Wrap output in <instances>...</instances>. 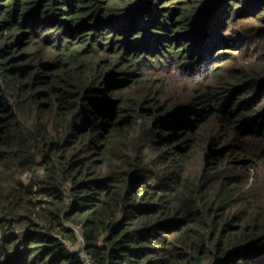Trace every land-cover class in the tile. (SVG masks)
Masks as SVG:
<instances>
[{
    "label": "trees",
    "instance_id": "obj_1",
    "mask_svg": "<svg viewBox=\"0 0 264 264\" xmlns=\"http://www.w3.org/2000/svg\"><path fill=\"white\" fill-rule=\"evenodd\" d=\"M0 211V264H264V0H0Z\"/></svg>",
    "mask_w": 264,
    "mask_h": 264
},
{
    "label": "rangeland",
    "instance_id": "obj_2",
    "mask_svg": "<svg viewBox=\"0 0 264 264\" xmlns=\"http://www.w3.org/2000/svg\"><path fill=\"white\" fill-rule=\"evenodd\" d=\"M25 179L28 181L29 175L24 176ZM16 217V218H14ZM6 220H9L5 222ZM36 222L39 225V231H49L48 225L42 219L38 218L35 215H30V213H25L23 211L5 215L3 212L0 211V238L3 237L4 234H14L16 233V228L21 231H27L31 222ZM39 222H43V225H40ZM80 238L81 235L79 234ZM79 244V243H78ZM69 243L71 248L79 247L81 244Z\"/></svg>",
    "mask_w": 264,
    "mask_h": 264
},
{
    "label": "built area",
    "instance_id": "obj_3",
    "mask_svg": "<svg viewBox=\"0 0 264 264\" xmlns=\"http://www.w3.org/2000/svg\"><path fill=\"white\" fill-rule=\"evenodd\" d=\"M14 218H16V217H14ZM40 223V225H43V222H39ZM77 232H78V234H79V231L77 230ZM20 233H22L21 231H19L17 228H16V233L15 234H20ZM9 234H4V236H8ZM83 256H84V258H85V264H94L93 262H92V260L88 257V256H86L85 254H82Z\"/></svg>",
    "mask_w": 264,
    "mask_h": 264
}]
</instances>
